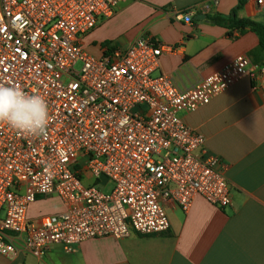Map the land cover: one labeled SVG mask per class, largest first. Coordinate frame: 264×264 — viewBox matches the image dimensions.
Instances as JSON below:
<instances>
[{
    "label": "built area",
    "instance_id": "2783aa9c",
    "mask_svg": "<svg viewBox=\"0 0 264 264\" xmlns=\"http://www.w3.org/2000/svg\"><path fill=\"white\" fill-rule=\"evenodd\" d=\"M123 1L0 0V83L43 96L51 114L46 138L0 123L2 257H15L17 243L43 256L54 245L70 253L91 239L162 234L169 229L168 203L183 213L198 197L219 209L231 204L226 165L180 114L243 78L264 91V66L237 56L181 90L158 73L160 57L175 48L150 37L90 55L83 38ZM218 1L172 15L190 24L193 13L205 15ZM254 3L264 6V0ZM108 183L104 194L98 187ZM50 196L63 211L30 220L29 206Z\"/></svg>",
    "mask_w": 264,
    "mask_h": 264
},
{
    "label": "crops",
    "instance_id": "0c3cea01",
    "mask_svg": "<svg viewBox=\"0 0 264 264\" xmlns=\"http://www.w3.org/2000/svg\"><path fill=\"white\" fill-rule=\"evenodd\" d=\"M210 0H124L111 17L98 21L82 40V47L94 57L107 48L125 50L140 37L172 46L175 51L160 57L158 73L172 77L181 90L220 71L237 56L264 66V49L249 27L236 38L215 18H228L238 0H219L211 5L205 19L190 24L176 20L172 13L209 4ZM237 19L264 24V6L246 0L236 12ZM232 35L238 33L233 30ZM180 117L205 139L210 155L227 167L231 204L219 209L202 198L194 200L183 213L165 204L169 220L167 232L140 236L130 231L124 239H91L75 246L70 253L54 245L43 256L25 251L17 243L13 258L0 256V264H264V91L254 89L243 78L211 101ZM53 201L37 198L27 216L38 221L42 216L59 214L61 202L45 215L35 213L36 204Z\"/></svg>",
    "mask_w": 264,
    "mask_h": 264
},
{
    "label": "clouds",
    "instance_id": "9594fccd",
    "mask_svg": "<svg viewBox=\"0 0 264 264\" xmlns=\"http://www.w3.org/2000/svg\"><path fill=\"white\" fill-rule=\"evenodd\" d=\"M51 121L46 99L19 85L0 83V123L26 137L46 138Z\"/></svg>",
    "mask_w": 264,
    "mask_h": 264
},
{
    "label": "trees",
    "instance_id": "16d2710c",
    "mask_svg": "<svg viewBox=\"0 0 264 264\" xmlns=\"http://www.w3.org/2000/svg\"><path fill=\"white\" fill-rule=\"evenodd\" d=\"M246 0H238L237 8L232 11L231 15L226 18H214L213 21L217 24L226 25L227 28L230 30L228 35L232 36V31L237 30L238 34L242 33V31L249 27L252 32H254L258 38L259 46L261 49H264V24L256 23L246 19H237L236 12L243 8L245 5Z\"/></svg>",
    "mask_w": 264,
    "mask_h": 264
},
{
    "label": "rangeland",
    "instance_id": "374dc122",
    "mask_svg": "<svg viewBox=\"0 0 264 264\" xmlns=\"http://www.w3.org/2000/svg\"><path fill=\"white\" fill-rule=\"evenodd\" d=\"M90 54V53H89ZM92 55V54H90ZM93 56V55H92ZM90 183V181H86L84 182L85 185H88ZM112 188V184L108 183L106 187L101 188L98 187V189L103 192L104 194H109ZM48 198H52L53 201H46V202H40L38 204H36V210L35 213L37 215H45L48 214L50 212H52V209L55 208V204L59 205V202L57 201V198L55 196H50Z\"/></svg>",
    "mask_w": 264,
    "mask_h": 264
},
{
    "label": "water",
    "instance_id": "95a60500",
    "mask_svg": "<svg viewBox=\"0 0 264 264\" xmlns=\"http://www.w3.org/2000/svg\"><path fill=\"white\" fill-rule=\"evenodd\" d=\"M195 20H203V19H205V15H197L195 18H194ZM100 182L102 183V184H104L105 182H106V178L104 177V176H101L100 177Z\"/></svg>",
    "mask_w": 264,
    "mask_h": 264
}]
</instances>
